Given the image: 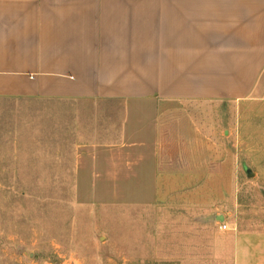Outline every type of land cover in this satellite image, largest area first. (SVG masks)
<instances>
[{
  "label": "rangeland",
  "instance_id": "1",
  "mask_svg": "<svg viewBox=\"0 0 264 264\" xmlns=\"http://www.w3.org/2000/svg\"><path fill=\"white\" fill-rule=\"evenodd\" d=\"M125 103L0 97V264H262V102ZM140 129L199 138L119 147Z\"/></svg>",
  "mask_w": 264,
  "mask_h": 264
},
{
  "label": "crops",
  "instance_id": "2",
  "mask_svg": "<svg viewBox=\"0 0 264 264\" xmlns=\"http://www.w3.org/2000/svg\"><path fill=\"white\" fill-rule=\"evenodd\" d=\"M0 97L264 105V0H0ZM184 132L125 130L119 147L157 155L199 138ZM159 164L124 179L157 186Z\"/></svg>",
  "mask_w": 264,
  "mask_h": 264
}]
</instances>
